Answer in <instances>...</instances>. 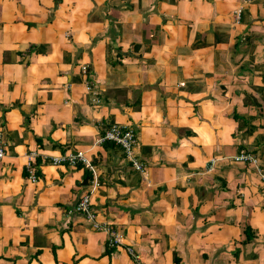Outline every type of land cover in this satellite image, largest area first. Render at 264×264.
<instances>
[{"label":"crops","instance_id":"1","mask_svg":"<svg viewBox=\"0 0 264 264\" xmlns=\"http://www.w3.org/2000/svg\"><path fill=\"white\" fill-rule=\"evenodd\" d=\"M0 136V264H264V0H0Z\"/></svg>","mask_w":264,"mask_h":264},{"label":"built area","instance_id":"2","mask_svg":"<svg viewBox=\"0 0 264 264\" xmlns=\"http://www.w3.org/2000/svg\"><path fill=\"white\" fill-rule=\"evenodd\" d=\"M238 12V10H237ZM81 70L85 71V67L81 66ZM86 88H88L86 86ZM99 142H111L114 145H117L124 156L128 159L130 166L140 172L141 174H144V166L133 156V148L136 143V138L133 133V131L126 127V126H120L117 124H111L108 127H106L102 133L98 136L97 140ZM3 141L0 136V158L4 154V146ZM232 160L238 161V162H250L255 163L256 159L249 153L245 152H239L238 154L231 157ZM31 154L27 156L26 161V172L27 177L31 182H35L37 179V176L31 166ZM51 163L52 164H60V163H66L68 165L74 166L76 164L83 165L87 170L91 172V185L96 186L97 179H96V172L93 169L92 165L90 164L89 160L85 157L84 153L81 150H76L74 152H68L59 154L56 156L51 157ZM259 181L260 186L264 188V173L259 172ZM74 210L78 212H82L86 219H88L91 222V226L95 230H100L105 232L108 235L107 238V246L112 247L115 245H119L122 240L121 232L116 230L115 228H112L110 224L107 223H99L94 220V213L89 208V194L83 193L78 198L77 202L75 203ZM125 252L129 256L131 260V264H144L139 256V254L130 246L124 247Z\"/></svg>","mask_w":264,"mask_h":264}]
</instances>
